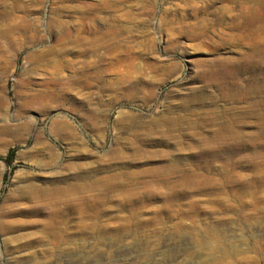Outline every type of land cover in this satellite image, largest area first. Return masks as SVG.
I'll list each match as a JSON object with an SVG mask.
<instances>
[{
  "label": "rangeland",
  "instance_id": "obj_1",
  "mask_svg": "<svg viewBox=\"0 0 264 264\" xmlns=\"http://www.w3.org/2000/svg\"><path fill=\"white\" fill-rule=\"evenodd\" d=\"M258 15L0 0V264H264V90L243 91L264 75ZM91 223L126 237L92 247Z\"/></svg>",
  "mask_w": 264,
  "mask_h": 264
},
{
  "label": "bare ground",
  "instance_id": "obj_2",
  "mask_svg": "<svg viewBox=\"0 0 264 264\" xmlns=\"http://www.w3.org/2000/svg\"><path fill=\"white\" fill-rule=\"evenodd\" d=\"M257 4L259 5V7H260V9H262L263 10V12H264V0H257ZM258 14V13H257ZM259 16V15H258ZM262 16V15H261ZM255 19V18H254ZM253 20V19H252ZM249 21V20H248ZM247 21V22H248ZM250 21H251V19H250ZM252 22V24L254 25V24H256V28H258V30L260 29V30H264V16H262V17H258V19H256V20H253V21H251ZM246 25V24H245ZM244 25V26H245ZM9 26H11V25H9ZM242 27V26H241ZM255 27V26H254ZM253 27V28H254ZM252 28V27H251ZM260 45H258V47H259ZM257 47V46H256ZM254 49H256V48H254ZM253 54V53H252ZM258 56L259 57V59H258V61H259V63L257 64V65H260V66H262V64H264V47H261V48H258V49H256V50H254V54L251 56V57H253V56ZM254 58V57H253ZM250 59V58H249ZM252 59V58H251ZM257 61V62H258ZM95 62V61H94ZM96 63H98V62H96ZM92 65H94V64H92ZM100 65V64H99ZM256 65V66H257ZM92 72V71H91ZM91 72H89L88 71V73H91ZM84 73H85V71H84ZM94 73L95 72H93V75H94ZM82 74V73H81ZM263 74V73H262ZM84 75V74H83ZM77 76V75H76ZM97 76H98V74L96 75V78H97ZM83 77V76H82ZM101 77V76H100ZM60 78V77H59ZM73 78V77H72ZM66 79V78H65ZM73 79H75V77L73 78ZM77 79H78V77H77ZM84 79V78H83ZM89 80V79H88ZM88 80H85V81H88ZM61 81H63V80H61ZM75 81V80H74ZM84 81V80H83ZM82 81V82H83ZM85 81H84V83H85ZM90 81V80H89ZM88 81V82H89ZM87 82V83H88ZM57 83H59V82H57ZM244 87V86H243ZM264 90V75L263 76H261V74H259V75H257L256 74V76L255 77H253L252 78V83L250 84V86H246V87H244V89H243V91L244 92H246V93H253V92H257V91H263ZM263 117H264V113H263ZM263 117H261V118H263ZM263 120V122H264V119H262ZM264 125V124H263ZM263 131V130H262ZM0 132H1V129H0ZM263 135V134H262ZM29 188H31V189H34V186H32V185H30L29 186ZM105 195V194H104ZM131 195H122V198L123 199H127V198H129ZM84 198H86L85 200H87V202H85V200H84V204L81 206V209H80V214H81V216L82 217H87V216H92V215H96L97 213H101V212H99L98 210H100L99 208H98V204H97V200H95V199H101V198H105V197H103V196H101V195H99V194H91V195H89V196H85ZM109 198V197H108ZM107 199V198H106ZM134 198H132V199H128V200H133ZM135 202V201H134ZM129 204H130V201H129ZM128 206V205H127ZM106 208V207H105ZM56 213V212H55ZM58 214V217L57 216H55L54 217V219H53V221H52V219H51V225L49 226V231H50V235L54 238V240L56 241V246L55 245H53L54 247H51V248H48V249H50V250H52V249H55V248H57V247H59V248H61V241H62V238H59L60 237V235H61V232H60V227H59V224H62L63 223V213L61 212V211H57V213L55 214V215H57ZM97 216H98V214H97ZM50 223V222H49ZM98 225V224H97ZM96 224H90V225H87V228H89L90 230L88 231L87 230V233L85 234L87 237L89 236V237H91V238H94L93 239V241L91 242L92 244V247H93V245H98L99 243H101V242H105V244L107 243L108 245H109V247L111 248L112 247V245H114L117 241H119V239H122V238H124L123 236H125L124 235V231H121V228H120V231H118V232H116V233H114V232H112L111 234H109V237H107V233H106V231H104V229H102V228H99L98 226H97ZM101 225V224H100ZM103 225V224H102ZM101 225V226H102ZM48 231V230H47ZM126 237V236H125ZM105 238H108V240L107 241H105ZM99 240V241H98ZM98 241V242H97ZM121 241H123V240H120V242ZM28 243H30L31 244V246L34 244V241H32V240H30ZM106 244V245H107ZM101 246V245H100ZM75 248H78V246L77 247H75ZM99 248V247H98ZM107 250V249H106ZM109 251V250H108ZM43 252L45 253V252H48L47 251V249H45V250H43ZM95 253H94V255H93V257H100V256H102L103 254H102V252H101V248H100V251L97 253L96 251H94ZM47 254H49V253H47ZM46 254V255H47ZM109 255V254H108ZM98 259V258H97ZM95 260V259H94ZM108 264H110V263H108ZM123 264H125V263H123Z\"/></svg>",
  "mask_w": 264,
  "mask_h": 264
}]
</instances>
